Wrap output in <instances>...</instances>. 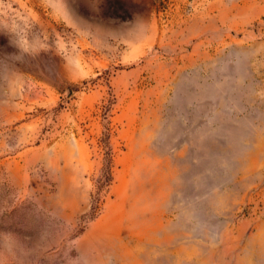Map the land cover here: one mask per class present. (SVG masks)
I'll use <instances>...</instances> for the list:
<instances>
[{"label":"rangeland","instance_id":"374dc122","mask_svg":"<svg viewBox=\"0 0 264 264\" xmlns=\"http://www.w3.org/2000/svg\"><path fill=\"white\" fill-rule=\"evenodd\" d=\"M0 264H264V0H0Z\"/></svg>","mask_w":264,"mask_h":264}]
</instances>
